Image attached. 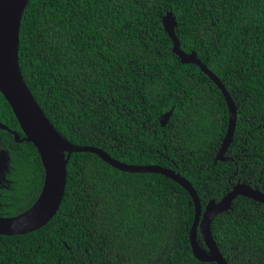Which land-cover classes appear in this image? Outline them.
I'll return each mask as SVG.
<instances>
[{
	"label": "trees",
	"instance_id": "16d2710c",
	"mask_svg": "<svg viewBox=\"0 0 264 264\" xmlns=\"http://www.w3.org/2000/svg\"><path fill=\"white\" fill-rule=\"evenodd\" d=\"M168 12L182 50L197 54L237 107L226 155L235 161L214 163L228 106L200 67L173 52ZM19 63L71 144L180 174L203 211L230 192L235 163L240 182L264 193V0H30ZM0 120L11 131L0 136L11 157L0 217L13 218L36 203L45 171L34 145L16 142L12 132L25 135L1 93ZM195 213L190 194L163 175L126 173L96 154L73 153L60 210L40 230L0 236V264H216L193 255ZM211 232L228 264H264L263 204L238 197ZM197 241L206 248L200 233Z\"/></svg>",
	"mask_w": 264,
	"mask_h": 264
},
{
	"label": "water",
	"instance_id": "95a60500",
	"mask_svg": "<svg viewBox=\"0 0 264 264\" xmlns=\"http://www.w3.org/2000/svg\"><path fill=\"white\" fill-rule=\"evenodd\" d=\"M30 0H0V93L11 106L19 123L24 139H20L15 132L17 143L27 142L34 145L41 158L45 179L41 194L36 203L25 213L13 217H0V236L26 235L46 226L58 213L62 205L66 186L67 169L73 153H93L100 156L105 162L114 168L137 174H160L181 187L191 196L196 213L195 220L190 232L191 248L194 257L203 263L228 264L218 248L211 227L214 219L223 213L230 211L233 201L238 197L248 198L264 205V193L247 184L238 183L233 189L216 202L210 201L202 210L200 197L194 187L180 174L160 166H131L117 161L106 152L92 147H79L65 140L48 120L30 89L28 88L20 68L19 47L20 29L23 15ZM166 33L172 40L173 52L180 58L183 64H195L218 86L222 92L229 110V123L226 136L220 148L216 162L225 161V155L233 142L237 125V107L226 90L221 80L216 77L198 59L195 52L187 54L181 48V43L176 35L177 20L173 12H168L163 19ZM172 115L169 112L161 117L162 127H165ZM2 131L11 132L0 120V136ZM8 152L2 151L0 158L3 159ZM6 162V160H4ZM198 233L201 234L206 248L204 249L197 241Z\"/></svg>",
	"mask_w": 264,
	"mask_h": 264
},
{
	"label": "flooded vegetation",
	"instance_id": "af4514ba",
	"mask_svg": "<svg viewBox=\"0 0 264 264\" xmlns=\"http://www.w3.org/2000/svg\"><path fill=\"white\" fill-rule=\"evenodd\" d=\"M2 151L7 152V151H5V150L0 149V153H1ZM227 154H228V151H227L226 155H227ZM226 155H225V157H226ZM8 156L10 157L9 154H8ZM4 160H6V162H4ZM229 160L235 161V159H232V158H230V157H226L224 162H227V161H229ZM235 166H236V171H235V172L233 173V175L231 176V180H232V181L230 180V183L233 185V186H232V189H233L234 186H236V184L241 183V182H240L241 180L238 178V177H239V173H238V171H237V163H235ZM10 168H11V157L9 158L8 162H7V156H4L3 159L0 158V190H1V188L4 186L5 183L9 182L8 177H7V173L10 172ZM239 168H240V167H238V169H239ZM233 180H234V182H233ZM235 181H237V182H235ZM232 182H233V183H232ZM243 184H245V183H243ZM232 189H231V190H232ZM231 190H230V191H231ZM236 199H237V198H236ZM233 202H234V201H233Z\"/></svg>",
	"mask_w": 264,
	"mask_h": 264
},
{
	"label": "bare ground",
	"instance_id": "6f19581e",
	"mask_svg": "<svg viewBox=\"0 0 264 264\" xmlns=\"http://www.w3.org/2000/svg\"><path fill=\"white\" fill-rule=\"evenodd\" d=\"M14 133H15V132H12V134H14ZM20 139H21V136H20ZM23 139H24V138H23ZM21 143H23V142H21ZM219 153H220V151H219ZM219 153H218V154H219ZM217 156H218V155H217ZM216 158H217V157H216ZM218 162H224V161H218ZM218 162H216V160H215L214 163L217 164ZM186 180H187V179H186ZM189 183H190V182H189ZM182 188H183V187H182ZM194 189H195V188H194Z\"/></svg>",
	"mask_w": 264,
	"mask_h": 264
}]
</instances>
